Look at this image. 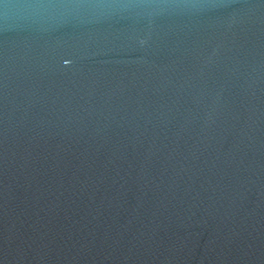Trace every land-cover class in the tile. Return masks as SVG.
I'll use <instances>...</instances> for the list:
<instances>
[{"label": "water", "instance_id": "obj_1", "mask_svg": "<svg viewBox=\"0 0 264 264\" xmlns=\"http://www.w3.org/2000/svg\"><path fill=\"white\" fill-rule=\"evenodd\" d=\"M0 264H264V0H0Z\"/></svg>", "mask_w": 264, "mask_h": 264}]
</instances>
